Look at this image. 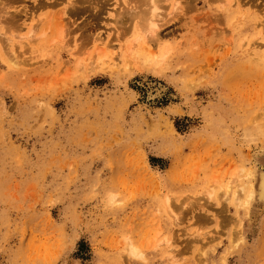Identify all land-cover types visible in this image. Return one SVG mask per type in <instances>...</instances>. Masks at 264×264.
Returning <instances> with one entry per match:
<instances>
[{
	"label": "rangeland",
	"instance_id": "1",
	"mask_svg": "<svg viewBox=\"0 0 264 264\" xmlns=\"http://www.w3.org/2000/svg\"><path fill=\"white\" fill-rule=\"evenodd\" d=\"M180 2L0 0V264H264V0Z\"/></svg>",
	"mask_w": 264,
	"mask_h": 264
},
{
	"label": "bare ground",
	"instance_id": "2",
	"mask_svg": "<svg viewBox=\"0 0 264 264\" xmlns=\"http://www.w3.org/2000/svg\"><path fill=\"white\" fill-rule=\"evenodd\" d=\"M139 1V0H138ZM142 2L143 7H145L146 9L142 10L141 12H143L144 14L141 15V19H140V27H141V34L142 36H138L135 41L139 42L142 40L143 44H144V40H146V42H148L150 40V42H153L154 40L158 39V35H159V30L163 27L162 24L163 22L167 19V17H169L170 15H172V13L176 12L180 5H181V0H171V5H170V13L166 14L165 11L164 13L162 12V10H164L165 7L160 8L161 6H163V4H161V6H159V3L162 2H167L169 3V0H140ZM161 1V2H160ZM139 4V2H138ZM141 5V3H140ZM166 6V5H164ZM238 6V5H237ZM162 9V10H161ZM42 22V21H41ZM41 22L39 24H41ZM38 23L36 24V26L38 25ZM165 25V24H163ZM29 26V25H28ZM28 26H26L27 28H29ZM36 26L32 25L29 29H28V34L31 39L30 43L36 40L35 38H33L35 32H36ZM36 27V28H35ZM39 27V25H38ZM43 32V31H42ZM43 35V33H41V36ZM144 39V40H143ZM131 51H133V49L131 48ZM117 58H109L107 59L106 56L101 57L99 56V58L96 59L97 63H99V65H108V66H118V61L116 60ZM15 64V62L13 63ZM82 68H84V64H81ZM81 66H79L81 68ZM86 72V69L83 70V73ZM156 95V94H155ZM258 129V128H257ZM259 131H261L259 129ZM253 169V168H252ZM250 170L247 175V182L244 181L241 186L239 187L240 190H237L235 192L234 198H233V203L239 207L242 208L244 206H248L251 207L257 203L260 204H264V170H259V169H253ZM248 187V190H246V187ZM244 192L247 193V195H244ZM241 193V194H240ZM225 201L226 199H228V191L225 192ZM167 207L169 209L170 206L167 203ZM135 254V249L130 250ZM132 254V253H131Z\"/></svg>",
	"mask_w": 264,
	"mask_h": 264
}]
</instances>
